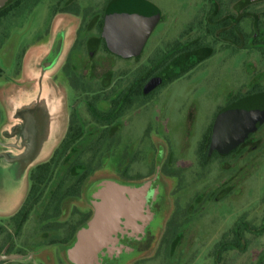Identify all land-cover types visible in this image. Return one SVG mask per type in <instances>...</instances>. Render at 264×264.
Returning a JSON list of instances; mask_svg holds the SVG:
<instances>
[{"label": "rangeland", "instance_id": "1", "mask_svg": "<svg viewBox=\"0 0 264 264\" xmlns=\"http://www.w3.org/2000/svg\"><path fill=\"white\" fill-rule=\"evenodd\" d=\"M123 2L156 13L134 53L102 24ZM45 33L64 39L56 61L40 71L42 60L24 56L45 55L49 44H35ZM172 43L195 45L201 58L181 76L134 94L107 123L120 93ZM38 78L46 79L45 97L27 103ZM10 97L20 166L17 182L8 169L0 173V212L16 205L28 183L21 163L38 165L57 141L65 106L81 132L56 144L49 178L25 219L0 217V264H264V115L227 150L216 137L220 119L240 102L264 110V0H22L0 32V125L10 121L2 105ZM73 169L88 171L79 193L50 206L59 182L66 188L76 178ZM108 202L118 204L110 231L81 263L73 261L78 233ZM72 227L71 240L59 242Z\"/></svg>", "mask_w": 264, "mask_h": 264}, {"label": "water", "instance_id": "2", "mask_svg": "<svg viewBox=\"0 0 264 264\" xmlns=\"http://www.w3.org/2000/svg\"><path fill=\"white\" fill-rule=\"evenodd\" d=\"M4 1L0 0V7ZM155 23L156 13L152 8L142 4L127 3L117 7L109 28L118 47L128 53H134L141 48ZM263 115V108L253 101L243 102L226 112L216 127L217 144L220 149L227 150L234 146L258 120L263 118ZM104 196L106 195L100 197L107 198L108 201L109 197ZM109 202L97 207L90 220L89 228L78 233L77 243L69 252L70 259L73 261L81 263L82 257H85L87 252H91L97 244L95 240L102 238V235L110 231L113 222L110 224L109 221H114L118 204Z\"/></svg>", "mask_w": 264, "mask_h": 264}, {"label": "trees", "instance_id": "3", "mask_svg": "<svg viewBox=\"0 0 264 264\" xmlns=\"http://www.w3.org/2000/svg\"><path fill=\"white\" fill-rule=\"evenodd\" d=\"M19 3L20 0L16 1L14 4H19ZM10 8L11 6L3 9L0 14L5 16ZM112 41L117 45V43L114 40ZM196 49L197 47L195 45L194 46L183 45L182 47L177 43H172L167 45L162 51L161 50L156 51L154 56L148 60L149 66L142 69V72L135 79L134 84L120 93V95L117 98L118 101H120L119 102L120 107H117V105L114 104V109L117 108V111L115 112V114L112 115L111 119L107 121V123L113 122L117 118V116L121 114V111L128 108L123 105V102H125L126 100L128 101L131 100L134 94L136 93L139 94L141 93L142 89L154 86L157 82H159V80L167 81L170 80L171 78L181 76L187 70H189L192 67V65L201 58L200 53L194 51ZM183 63L185 66L182 69L180 65ZM246 101H250V100H246ZM243 102H240L239 104ZM80 132H81V127L79 121L77 120L75 115L71 114L69 116L67 130L65 132L63 139L60 142V146L66 145L68 142L74 141V139L80 134ZM57 150L58 149L54 150L51 158L48 161L38 164L30 171L29 189L27 195L19 210L10 218L12 222L14 223L22 222L26 217L25 215L26 207L30 205L31 202L37 200V193L39 192L40 187L49 178L50 170L53 166V160L57 154ZM73 170L71 171V173L73 174L76 173L77 174L76 178L74 179L72 184L66 188H62L65 180L62 179L59 182L54 193L50 198L49 201L50 206L54 205L55 208H57L59 202L63 198L69 196H76L79 193V190L81 189L86 177L88 176V171L85 170L83 172H79L77 169L76 171L75 169ZM69 174L70 172H67L66 176ZM85 220L86 219H83L81 223H84ZM75 230H76L75 227H72L70 229V233L68 234V236L65 237L64 240H61L59 242H69L73 237V235L75 234ZM215 264H218V261H216Z\"/></svg>", "mask_w": 264, "mask_h": 264}, {"label": "crops", "instance_id": "4", "mask_svg": "<svg viewBox=\"0 0 264 264\" xmlns=\"http://www.w3.org/2000/svg\"><path fill=\"white\" fill-rule=\"evenodd\" d=\"M6 1L7 0H5L3 2V4ZM40 50H42V49H40ZM34 52H32V53H34ZM36 52H39V49ZM29 54L30 53L27 52L26 55L24 56V58L28 57ZM31 85H33V82ZM46 92H47V85H46V79L44 78L43 81L41 80V81H39V83L37 85L35 84L34 87L32 86V88H31V94L32 95H29L30 99L26 100L27 103H29L31 100H34V99H37L38 101H40L41 98L44 99ZM10 102H12V105ZM2 105H4V110H6L8 108V111H5V112H6V115L9 117L10 121H9V123H4V124L0 125V141H1L0 142V173L3 170V168L8 169L9 178L11 179V181L17 182L18 177H19L18 176L19 168L16 165H19L20 163L17 162V159L14 157V155L16 154L15 151L18 148L17 147V130H18V127L17 126L13 127V121H12L13 119L9 115L10 114L9 109H12V107H14L13 99H11V97H10V99L7 98V100L6 99L2 100ZM67 110H68V108L65 106L63 108L64 119L62 121L58 122L57 126H56L57 133L59 134L57 141L54 144H52V146H50V148H48L46 150V152L41 156L38 164H41V163L48 161V159L50 158L56 144H58L60 142V140L63 138L64 133H65L66 128H67V120H68ZM23 118L25 119L24 131L28 132L29 117L27 115H24ZM25 156H26V154H25ZM21 164H22V169L24 171L23 172L24 180L28 178V183H27V185L25 184L23 194L21 196L17 197L18 200L16 202V205L13 208L8 207V210H6L4 212H0L1 218L10 216L11 214L17 212V210L22 205L21 203H23V201L27 195V192L29 189V173H30L31 169L34 168L35 165H34V162H32L29 159L26 160V164H24V163H21ZM1 194H2V192L0 191V198L2 197ZM12 203H14V200ZM19 205H20V207H19ZM0 211H2V210H0Z\"/></svg>", "mask_w": 264, "mask_h": 264}, {"label": "flooded vegetation", "instance_id": "5", "mask_svg": "<svg viewBox=\"0 0 264 264\" xmlns=\"http://www.w3.org/2000/svg\"><path fill=\"white\" fill-rule=\"evenodd\" d=\"M16 1H18V0H7L1 7H0V13L2 12V10L3 9H5V8H8V7H10L11 6V8L7 11V14L5 15V16H3V15H1L0 14V32H1V27H2V23L4 22V20H5V18L8 16V15H11V16H13L14 15V12L20 7V4H21V2H22V0H20V3L19 4H14ZM127 3H133V2H123V3H119L116 7H114V8H112L111 10H108L107 11V13H106V15H104V23H102L103 25H104V28L107 30V32H109V34L111 35V37H112V33H111V30H110V28H109V24L111 23V19H112V15H113V13L115 12V10L117 9V7L118 6H120L121 4H127ZM63 15L65 14V13H67V11L66 10H63L62 12H61ZM52 20H53V18L52 19H50L49 18V20H47L46 19V22H47V25H44L45 26V28H47V29H49V27H50V23L52 22ZM66 20H64V22H65ZM62 23V22H61ZM67 24V23H66ZM62 25V24H61ZM65 25V24H64ZM49 34H47V33H45V35H44V37H43V39H45V40H36L35 41V44H37V45H40L41 47H43V46H45L46 44H49L48 46L49 47H47L48 49H47V52L45 53V55H41V52L43 51V50H40L39 52H34V53H32V54H29V56L31 57V59H33V60H35V59H37V60H42L39 64H37L40 68H41V70L40 71H42V69H45V67H47V66H49L50 64H52V62L53 61H56V59H57V57L59 56V54H60V51H61V49H62V45H63V39H64V36L61 34H57L53 39H52V41L51 40H49ZM34 39H36V38H34ZM112 40H113V37L111 38ZM44 49V48H43ZM45 52V51H44ZM28 56V57H29ZM36 65V66H37ZM44 67V68H43ZM35 69H37V68H35ZM42 79L41 78H38L37 79V81H41ZM39 82H37V84H38ZM225 115V114H224ZM223 115V116H224ZM70 116V115H69ZM69 116H68V120H67V126H68V121H69ZM66 130H67V128H66ZM66 132V131H65ZM64 135H65V133H64ZM64 137V136H63ZM25 145V144H24ZM23 145V146H24ZM53 152H54V150H53ZM53 152H52V154H53ZM51 158V157H50ZM49 158V159H50ZM48 159V160H49ZM37 166V165H36ZM35 166V167H36ZM32 170V169H31ZM89 218L90 217H88V218H86V220L84 221V223H87L88 222V220H89Z\"/></svg>", "mask_w": 264, "mask_h": 264}]
</instances>
